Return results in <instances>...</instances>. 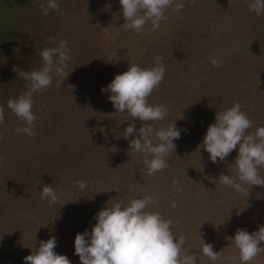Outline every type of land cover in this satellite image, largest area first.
I'll use <instances>...</instances> for the list:
<instances>
[{"label":"rangeland","instance_id":"1","mask_svg":"<svg viewBox=\"0 0 264 264\" xmlns=\"http://www.w3.org/2000/svg\"><path fill=\"white\" fill-rule=\"evenodd\" d=\"M57 3L59 10H50L52 18L48 22L25 23V32L21 33L24 45L13 41L10 47L6 45L7 50L0 48V57L6 56V59L18 53L27 55L25 51L29 50L28 47L35 49L39 56L44 48L56 47L62 40L67 41V47L71 50V62L66 70L69 76L65 77L63 85L57 87V78L54 77L46 91L33 95L35 103L32 111L37 120L33 128L35 135L32 137L24 133L17 134L16 129L25 125L11 113L7 102L28 90L29 82L17 76L13 69L26 72L39 69L42 59L39 56L38 63L36 55L31 61L21 57L23 62L19 60L16 65L10 57L6 69L0 71V92L5 89L10 92L3 102L0 97V106L6 104L5 123L0 125V141H7L11 145L10 149L3 151V160L0 162L1 168L5 169L0 172V233H5L0 236V250L9 245L8 242L5 245L7 238L5 240L4 236L7 232L21 236L28 234L33 242L27 240V244L36 247L37 234H47L55 228L50 226L51 230L48 231L46 224L41 225V218L48 216L46 221L60 219L64 211L70 219L65 225L74 231L66 233L64 230L63 238L75 241L77 233L85 230L91 233L96 223L94 217L107 205L117 202L126 205L131 199L148 195L158 202L149 205L147 210L159 212L165 219L172 221V232L176 238L181 235L186 237L184 247L190 254H196L197 264H225L223 257L213 262L203 256L200 238L204 243L212 244L215 252L223 250V256L236 255L235 264H240L238 250L231 239L238 229L253 227L248 232L251 234L264 226V187L244 185L247 191L250 188L251 193L254 192L253 196H247L216 181L221 174L237 176L233 167L237 151L229 155L232 165L229 164L227 168L230 169L226 171L219 165H210L203 157V146L200 144L193 142L195 148L184 149V140L176 139L173 141L175 151L166 157L169 167L147 175L143 156L129 148L131 139H113L114 131H108L106 138L111 142L103 149L102 145L108 143L102 142L105 137L103 126L112 124L113 127L122 118L111 111L107 113L114 108L109 100L110 93L101 90L107 89L115 76L126 72L130 65L140 68L155 66L154 57L160 56L166 68L165 76L148 98V103L167 107L168 116L163 120V128L174 124L177 129V123L181 121L180 114H186L184 120L187 123L183 131L191 129V122L194 131H198L195 136H199L204 129L207 131L209 125L215 123L216 112H222L236 102L243 106L242 110L248 108L251 102L257 108L263 107L262 73L255 74V65L250 60L254 55L246 56V48L242 46L249 45L245 41L247 44H243L244 39L255 38L256 28H247L244 33H240L238 38H243L242 41L230 40L228 35L226 40L211 38L212 32L206 29V25L210 24L215 31L221 28L217 32L223 33L227 26L236 24L235 20L229 23L231 18L226 9L215 14V10L221 6H213L212 0H173L172 6L165 12L166 20L161 21L160 27L152 31L151 21H148L139 34L122 27L124 19L119 0H57ZM241 3L244 1H237L238 6ZM177 5L182 6L178 11ZM79 16L81 23L87 25L86 29L76 23ZM29 17L32 20L34 16ZM209 18L212 20L208 21ZM249 25L252 26L251 23ZM49 38L55 43H50ZM209 46L228 47L226 51L238 57L237 60L243 66L242 71L239 72L236 67L234 70L231 64L225 69L223 65H211V68L210 63H207L210 54L202 59L197 53L200 50L205 52ZM91 48L95 49L93 54ZM79 55L84 56L80 58ZM4 61L5 58H1L0 64ZM245 63H252L253 67ZM223 76L234 82L223 88ZM64 108L69 115H77L74 118L78 120L80 129L88 128L84 137L81 131L64 125L69 123L64 116ZM82 108L92 112L89 121L88 116L80 114ZM122 116L125 128L128 127L126 123H132L137 131L142 126L141 121H133L128 114ZM50 117L54 127L46 126ZM203 120L206 121L205 126ZM261 125L264 127V123ZM130 137L134 139L135 135ZM118 140H124V146H118L121 143ZM211 167L214 168L211 170ZM259 171L264 178V168ZM174 178L179 181L182 189L179 192L172 190ZM77 180L86 183L85 190L78 189ZM46 185H51L57 191L59 203L49 204L47 199H41V190ZM32 197H36L33 202L39 210L29 206ZM95 200L101 204L98 209L92 206ZM173 202L177 205L174 208L171 206ZM59 206L62 209L61 216L50 218L51 211L61 210ZM71 220V225H68ZM86 239H90V235ZM261 245L264 246V242ZM20 249L19 252L27 251L25 248ZM64 252L59 250L56 253L62 255ZM68 259L71 264H81L75 252ZM255 260L250 264H255Z\"/></svg>","mask_w":264,"mask_h":264},{"label":"clouds","instance_id":"2","mask_svg":"<svg viewBox=\"0 0 264 264\" xmlns=\"http://www.w3.org/2000/svg\"><path fill=\"white\" fill-rule=\"evenodd\" d=\"M119 3L124 19L122 27L139 34L148 21H151V30L156 31L161 21L166 20L165 12L172 6L173 0H119ZM181 7L177 5L176 10ZM248 8L258 17L264 15V0H251ZM41 10L43 15H48L49 10L58 11L59 4L57 0H47V5H41ZM49 42L55 43L51 38ZM39 56L42 59L39 69L27 72L13 69L17 76L29 82L28 90L7 102L11 113L25 125L16 129L17 134L24 133L29 137L35 135L33 128L37 120L32 111L35 103L33 95L46 91L54 77L57 78V87L63 85L65 77L69 76L66 70L71 62V50L67 47V41L62 40L56 47L44 48ZM154 61L155 66L147 68L130 65L126 72L115 76L107 89L101 90L110 93L109 100L117 115L128 114L133 121L142 122L138 131L133 124H129L122 135L125 139L135 135L129 148L143 156L147 175L169 167L166 157L175 151L173 141L181 135L174 124L157 130L149 123L164 120L168 116L165 105L153 106L148 103V98L163 82L166 72L162 57L155 56ZM209 63L213 67L222 65L223 61L217 57L216 50L210 53ZM242 107L236 102L232 107L216 112L215 123L207 128L202 145L213 164L218 160L223 162L238 148L234 161L237 176L221 174L216 181L249 196L244 185L264 187V178L259 171L264 168V127L249 132L253 122L242 111ZM4 123L5 110L0 106V125ZM76 186L81 191L87 187L81 180L76 181ZM172 190H182L175 178L172 180ZM41 199H47L49 204L59 203L57 191L51 185L42 188ZM157 202L154 197L145 195L129 200L126 205L117 202L99 211L94 217L96 223L91 233L85 230L75 236V254L81 264H197L196 254H190L184 247L186 237L181 235L176 238L172 232V221L165 219L159 212L147 210L149 205ZM171 206L174 208L177 205L173 202ZM89 235L90 239H86ZM200 240L203 256L213 262L223 257L225 264H235L236 255L223 256V250L215 252L212 244ZM231 240L238 250L240 264H250L264 253V247L260 246L264 242V226L251 234L246 229H238ZM56 247L55 237L40 241L36 251L24 258V264H71L67 256L54 251Z\"/></svg>","mask_w":264,"mask_h":264},{"label":"trees","instance_id":"3","mask_svg":"<svg viewBox=\"0 0 264 264\" xmlns=\"http://www.w3.org/2000/svg\"><path fill=\"white\" fill-rule=\"evenodd\" d=\"M237 1L238 0H221V1L218 0L216 2L215 0H212L213 6H215L216 4L221 6V8L215 10V14H217L218 12H224L226 9V12L228 13L227 14L228 17L231 18L229 23H232V21L234 22V20H235L236 24L232 25V26H227L228 27V28L226 27L227 30L223 29V33L217 32L221 28L217 29L216 31L213 30L210 27L211 26L210 24L206 25V29H210V31L212 32V33H210V37L215 39V40L216 39H220V40L225 39L226 40V38H227L226 35H228V39H230V40L241 39V41H242L243 38H238L240 36V33H244L245 30H247V28H252V29L256 28L255 33H254L255 38L250 37V39H244L243 44H247L245 42H248L249 45L247 44V45H242V46H243V48H246L245 49L246 56H247V54L252 55V56L254 55L253 59H250V60L251 61L253 60V65H255V67H253L252 63L251 64L245 63V64L247 66L248 65L252 66L255 74L257 72L259 74L262 73L261 78L264 79V15H260L258 17L254 12L249 10L248 3L251 2V0H243L244 3H246V5H242L244 3H241L240 6L237 5ZM41 5L46 6L47 0H0V48L2 50H7L5 48L6 45H7V47H10L9 46L10 44H14V43H11L13 41L17 42V44H23L24 45L25 41L22 38L23 35H21V33L25 32V23L26 24H32V23H36V22L37 23H40V22L44 23V22H48L49 20H51L52 16H51L50 10H49L48 15H43L42 10H41ZM29 16H34L32 18L33 21L31 20V18ZM209 20H212V19L209 18L208 21ZM76 23L78 25H80L83 29H84V27H85V29L87 28V25L81 23V16H79ZM249 23H251L252 26L249 25ZM43 35H45V33H43ZM46 36H49V34H46ZM36 37H38V36H35V38ZM207 42H209V41H207ZM253 43L255 44L254 46H252ZM91 46H93V44ZM210 46H212V45H210ZM210 46L205 50V52L203 50L197 51V53L199 54L198 56L200 58L202 57V59H205V55H207L208 53L210 54L213 50H216L217 57H219L223 61L222 65H223L224 69L228 68V65L231 64L233 66L234 70L237 68L238 71L239 70L242 71L243 66H241V64L237 60L238 57L234 56V55L231 56L232 53L229 50H228V52L226 51V49L229 47V45L227 48H225V47H220V48L214 47V48H212ZM28 48H29V50L25 51L27 55H24L22 53L21 54L18 53L17 56H14V57L10 56L15 61L16 65L19 64L18 63L19 60L23 62V59L21 57L31 61L32 58L34 57V55H36L35 59H39L38 53L35 52V49H31L30 47H28ZM93 51H95V49L91 48V52H92L91 54H93ZM85 53H87V52H84V54ZM0 54H1V52H0ZM257 55H259V56H257ZM83 56L84 55H79L80 58H83ZM239 56H241V55H239ZM10 57H8L7 59H6V56L0 57V59L5 58V61L2 63V65L0 64V71L2 69H6L5 66L8 65V60L11 59ZM257 57H261V59H257ZM86 60L88 62H90V59L86 58ZM37 62L40 63V59ZM234 62H235V65H234ZM207 63H209V61ZM210 67H211V64H210ZM24 68H25V66H23V69ZM78 72H81V71L78 70ZM243 75H246V74L243 72ZM224 78L225 77L223 76V79ZM231 82H234V80L231 81V78H229V79H228V77L225 78V82L223 83L224 84L223 86H225V87H223V88H226L227 86H229ZM9 93L10 92L8 91V89L2 90L0 92V97H1L2 102H3V100L7 99ZM5 105H2V106L5 107ZM110 111L112 113L117 114L115 109H111V110L107 111V113H111ZM242 111L246 112L249 119L253 123H255V125H253V127L249 130V132H254L256 130V128L263 127L261 124L264 123V105H263V107L260 106L257 108L255 103L251 102L249 104V107L243 109ZM80 114L88 116V121L92 116L91 115L92 112L90 113L89 110L87 112V108H82L80 110ZM64 116H65L66 120H68V122L70 123V124L65 123L64 125L70 126L75 131L76 130L81 131L82 137H84L85 134L88 132V128L87 127H85L84 129L79 128V122H78V120H76L74 118L77 115H74V114L69 115L67 113V109H65ZM95 116L93 118H96ZM112 116H114V115L112 114ZM118 116L122 119L118 123L114 124L113 127H112V124L109 126L108 125L103 126V129L105 130V135L103 134V136H105V137H103L102 142L103 143L108 142L106 145L105 144L102 145L104 150L106 149V146L111 142V141H107V138H106V133H108V131H111V132L114 131L112 134L113 139H124L125 140V138L123 136H121V134L126 129L125 123L122 124V122H125V119L122 115H118ZM185 116H186V114H180L179 118L181 121L179 123H177V129L180 130L182 133V136L179 138V141L184 140L182 142L184 149L195 148V146H193V144H192L193 142H195L196 144H200V146L202 147L203 146L202 140L206 134V130L204 129L202 131L201 135L195 136V134L198 133V131L197 130L194 131V128H193L194 124L192 126V124L190 122L189 126H191V129L190 130L188 129L189 131L186 130L184 132L183 131L184 126L187 123V121L184 120ZM48 120H49V122L46 123V126L52 125L54 127L53 119L50 117ZM182 121H184V122L182 123ZM71 123H74V124L72 125ZM151 123L155 129H161L164 127L163 120L155 121V122H151ZM126 124L128 126L129 124H132V123H126ZM42 125H43V123H42ZM203 125L204 126L206 125L205 120H203ZM87 126H89V125L87 124ZM138 126H139V123H137L136 128H138ZM180 127H181V129H180ZM66 133H68V131H66ZM62 136H61V138H62ZM61 138H59V140L64 141ZM129 139L132 140L133 137L132 138L129 137L127 140H129ZM124 140L123 141L118 140V142L119 141L121 142L120 144L118 143V146H120V145L124 146ZM199 141H200V143H199ZM82 144H83V141H82ZM10 147H11V145L9 144V142L5 141L2 143V141H0V162H2V160H3V156H1L3 154V151L10 149ZM116 151L118 153H121V151L119 149H117ZM202 151L204 153L203 157H205L207 159V161L210 163V165H217V166L219 165L218 167H224L226 171L230 169V168H227V166L229 164L232 165L231 159H229V156L226 157V159L223 162L218 160L217 163L213 164L211 162V160L209 159V154L206 151H204V149ZM235 151H237V153H238V148L234 149L230 155H233ZM186 154H187V157L191 158V155L189 153H186ZM113 157H115V156L113 155ZM65 160L67 161V159H65ZM220 164H222V165L220 166ZM1 165H2V163L0 164V172H4L5 169L1 168ZM194 167L197 168L196 166H194ZM233 167L235 168L234 164H233ZM111 168H114V166H112ZM213 168L211 167L210 169L212 170ZM110 178H111V176H110ZM250 193H251V189L249 188L248 194L252 195V196L254 195V194H252L254 192H252L251 194ZM256 193H259V191H257ZM259 196H260V193H259ZM35 200H36V197H32L29 206L32 205L34 208H37V210H39V208L36 207L34 202H33ZM37 202L39 203L38 200H37ZM95 202H96L95 205H92V206H96V208L98 209L99 206H101V204H99V202L97 200H95ZM190 204L192 205V202H190ZM59 208H60V206H59ZM91 209H93V208H91ZM51 213H52V216L50 218L61 216L60 214H62V209L60 211L58 209L53 210V211H51ZM46 218H48V216H45V219L41 218V225L46 224V226L49 227V228L47 227L48 231L51 230L50 226H53L56 229L51 227L52 228L51 232H49L47 234H43V235L37 234L38 239L35 243L36 247L32 246L30 244H27L28 241L33 242V240L31 238H28L29 237L28 234H24L21 236V234L15 235V234H8V232H7L6 235L4 236L5 240L7 238V241H5V245L7 244V242L9 245H7V247H4V249L2 248V250H0V264H24V258L28 255H31L32 252L36 251V248L39 247L40 241H47L48 239H50L52 237H55L56 241H57V247L54 249V251L55 252H57L59 250H62V252L65 251L64 254H62V255L70 257V255L75 252L74 240L72 241V239H69V238L64 239L63 238V235L65 234V232L71 233L74 231V229H72V228L70 229V228L66 227V225H65L67 223V221H70L69 215L66 216V212L64 211L63 216H61L60 219H56V220H52V221H49V220L46 221ZM71 223H72V220L70 223L68 222V225H71ZM252 228L253 227L246 228V230L249 232ZM64 230H65V232H63ZM4 234L5 233H0V236H2ZM66 236L68 237L67 234H66ZM0 245H1V243H0ZM21 245H22V247H21ZM260 246L264 247L262 245H260ZM20 248H25L27 251L26 252H19V250L21 251ZM256 259H258V260L257 261L255 260L256 261L255 264H258V263L264 264V253H261ZM78 261H79V257H78ZM252 264H254V263H252Z\"/></svg>","mask_w":264,"mask_h":264}]
</instances>
